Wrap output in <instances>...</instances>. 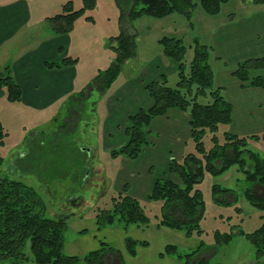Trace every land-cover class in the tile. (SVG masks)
<instances>
[{"label":"rangeland","instance_id":"rangeland-1","mask_svg":"<svg viewBox=\"0 0 264 264\" xmlns=\"http://www.w3.org/2000/svg\"><path fill=\"white\" fill-rule=\"evenodd\" d=\"M9 1L14 0H0V4ZM26 1L30 6L31 20L18 33L20 35L12 47V55L34 34L49 31L56 34L47 18L61 13L63 5L69 0ZM72 1L75 9L84 5V0ZM256 10H264V5H256L252 0H231L223 4L216 15H209L197 6L191 19L179 13L163 18L145 15L122 24L116 0H97L94 7L87 8L76 20L70 32L74 42L72 54L80 60L78 69L82 86L44 112L30 111L18 103L8 102L6 98L0 100V119L8 133L0 144V154L4 158L0 179L7 177L32 186L45 203L46 216L67 218L64 246L67 255L84 257L106 243L120 252L125 264H185L184 259L168 252L167 247L176 246L178 253L185 256L203 244L198 256L206 258L210 264H264V257L257 258L251 241L238 234L240 229L246 233L255 231L262 224L263 212L245 197V190L254 188L256 184L247 182L245 175L235 167L221 176L206 175L199 185L206 202L201 234L194 233L188 237L184 231L158 226L162 214L161 202L148 201V196L146 198L143 194L137 195L149 216L148 225L125 227L124 223L116 220L99 228L96 219L99 209L111 208L113 196L122 191L124 184L119 178V171L126 157L110 155L111 150L120 147L114 143L118 142L119 133L124 131L127 123V119L125 125L124 120L108 119L107 100L113 90L130 76L129 71L136 72V75L140 72L137 68L147 66L153 59L164 55L159 44L163 36L182 37L187 46L186 59L190 62L197 40L203 45H212V34L218 24L233 18L239 20ZM123 28L133 29L137 34L135 58L126 62L121 75L105 94L92 89L80 107V100L75 95L92 83L98 70L110 66L116 57L110 38L119 35ZM132 66L135 69L130 68ZM177 66L173 61L171 66L156 73H166L169 85L174 87L178 82ZM151 81H145V86ZM208 100L202 98L201 102ZM66 123H70V127ZM227 128L221 125L219 136L222 137ZM191 144L188 152L194 151ZM249 148L264 158L262 142L250 141ZM78 149L87 154L86 165L89 167L85 176L81 174L86 165L80 168L79 162L71 160L74 150L79 152ZM99 166L103 171L96 169ZM214 184L235 191L232 195H221V198L229 199L230 204L215 201ZM224 234H232V240L227 244L218 243L217 235ZM127 238L146 241L148 245L139 244L136 255H131ZM27 253L31 254L29 246ZM104 258L106 264H119L114 253L106 252Z\"/></svg>","mask_w":264,"mask_h":264},{"label":"trees","instance_id":"trees-1","mask_svg":"<svg viewBox=\"0 0 264 264\" xmlns=\"http://www.w3.org/2000/svg\"><path fill=\"white\" fill-rule=\"evenodd\" d=\"M229 1L116 0L122 24L145 15L163 18L179 13L191 19L197 6H201L209 15H216L222 5ZM252 1L256 5H264V0ZM96 2L84 0L83 7L75 9L73 1L69 0L63 5L61 13L48 17L47 21L56 34L67 35L73 30L76 20L87 8L94 7ZM136 36L133 29L123 28L119 35L110 38L116 57L109 67L98 71L91 84L75 95L80 100V107L92 89L105 94L121 75L126 62L135 58ZM159 44L163 54L178 65V82L173 87L169 85L167 76L162 75L159 80L146 84L145 90L153 100V105L128 116L126 142L118 149L111 150L110 155L138 159L150 144L149 127L155 118L166 115L170 109L187 113L194 151L185 153L179 160H170L169 173L178 177V183L169 178H159L148 195V201L161 202L162 214L158 226L184 231L188 237L194 233L201 234L206 202L199 185L206 175L221 176L232 167H237L247 182L256 184L254 188L245 190V197L252 206L263 212L262 224L255 231L246 233L240 229L238 234L251 241L260 259L264 257V158L251 150L249 143L254 140L264 144V130L259 134L245 136L226 131L222 137L219 136L220 126H228L232 122L233 105L225 97L223 89L216 84L212 45H203L197 40L193 57L188 62L187 46L182 37L163 36ZM77 62L78 58L67 56L59 62H46L45 66L61 69ZM260 70H264V56L238 63L233 75L245 86L264 90V76L252 75V72ZM0 88L5 91L8 102L22 101V88L14 79L10 66L3 69ZM202 98L209 100L203 103ZM66 126L70 127V123H66ZM7 134L0 120V144H3ZM78 151L74 150L71 160L79 162V167L84 168L87 154L83 149ZM3 163L4 158L0 154V166ZM87 167L81 175H87ZM129 187L125 184L122 191L113 196L111 208L99 209L96 215L99 228L111 225L116 220L124 223L125 227L150 223L144 205L139 198L129 193ZM212 191L215 201L223 205L231 202L221 198V195L235 193L233 189L218 184L212 186ZM67 227L66 217L46 216L45 203L35 188L20 180L7 177L0 179V264H106V252L116 254L119 264H125L120 252L106 243H102L101 249L89 252L84 257L67 255L64 252ZM217 239L218 243L227 244L232 240V234L217 235ZM126 244L130 254L136 255V247L139 244L148 245V242L127 238ZM27 246L31 254L27 253ZM202 247L203 244L185 256L179 254L173 245L168 246L167 251L178 254L185 264H210L206 258L198 256Z\"/></svg>","mask_w":264,"mask_h":264},{"label":"crops","instance_id":"crops-1","mask_svg":"<svg viewBox=\"0 0 264 264\" xmlns=\"http://www.w3.org/2000/svg\"><path fill=\"white\" fill-rule=\"evenodd\" d=\"M30 20V6L26 0L0 4V78L3 69L10 66L23 91L22 101L18 104L30 111L44 112L71 95L83 82L79 76L80 62L61 69H49L45 63L59 62L67 56L80 60L72 54L74 42L71 34L58 35L52 31L34 34L12 55L18 33ZM212 36L216 84L233 105V119L227 129L241 136L259 134L264 130V90L245 86L233 75V70L244 60L264 56V10L250 11L239 20L233 18L222 22ZM171 63L173 60L163 55L147 66L137 68L140 72L138 70L136 75V72L129 71L130 76L121 86L118 84L107 100L108 119L124 120L125 125L131 113L150 108L153 100L145 90V81L165 75L161 71L158 75L156 71L171 66ZM252 75L264 76V70L254 71ZM5 98V91L0 88V100ZM149 131V146L136 160L124 158L123 168L119 171L123 187L125 184L132 187V190L129 187V193L137 198V194L147 198L159 178L178 183V177L169 173L170 160L181 159L192 147L189 115L178 109H170L166 115L155 118ZM125 142L124 129L114 144L119 147ZM235 169L239 171L237 167Z\"/></svg>","mask_w":264,"mask_h":264}]
</instances>
